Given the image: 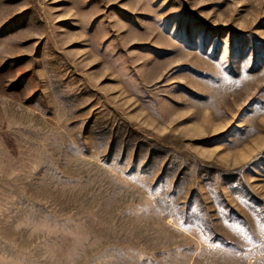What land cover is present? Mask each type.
<instances>
[{
	"label": "rangeland",
	"instance_id": "obj_1",
	"mask_svg": "<svg viewBox=\"0 0 264 264\" xmlns=\"http://www.w3.org/2000/svg\"><path fill=\"white\" fill-rule=\"evenodd\" d=\"M0 264H264V0H0Z\"/></svg>",
	"mask_w": 264,
	"mask_h": 264
}]
</instances>
